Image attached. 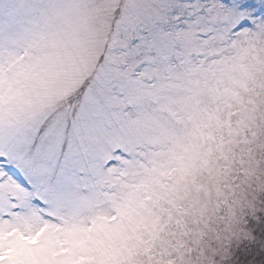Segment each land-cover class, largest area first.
Here are the masks:
<instances>
[{
	"label": "rangeland",
	"instance_id": "1",
	"mask_svg": "<svg viewBox=\"0 0 264 264\" xmlns=\"http://www.w3.org/2000/svg\"><path fill=\"white\" fill-rule=\"evenodd\" d=\"M117 6L52 0L0 36V144L55 142L43 203L0 205V264H235L244 242L261 264L264 28L200 47L161 31L137 72Z\"/></svg>",
	"mask_w": 264,
	"mask_h": 264
},
{
	"label": "snow or ice",
	"instance_id": "2",
	"mask_svg": "<svg viewBox=\"0 0 264 264\" xmlns=\"http://www.w3.org/2000/svg\"><path fill=\"white\" fill-rule=\"evenodd\" d=\"M51 6L52 0H0V36L15 33ZM158 15L165 19H156ZM112 23L119 27L116 36L123 44L114 51L127 53L130 61H138L136 71L139 72L158 58L154 44L161 48L169 46L167 41L160 40L161 31L170 37L183 34V40L191 47L208 45L220 36L255 32L264 28V0H118ZM171 47L178 49L179 46ZM54 149L55 142L43 138V129L30 141L0 144V205L7 204L16 212L22 199L43 203L35 193L42 181L46 178L51 181L44 169ZM257 233L260 241H264V226L254 228V235ZM256 247L248 242L237 246L233 257L235 264H250ZM258 251V259L264 264V249Z\"/></svg>",
	"mask_w": 264,
	"mask_h": 264
}]
</instances>
